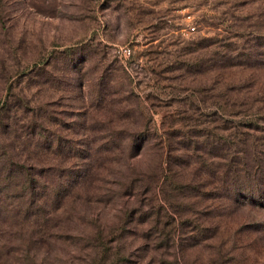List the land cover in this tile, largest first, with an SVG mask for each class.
<instances>
[{
    "label": "rangeland",
    "instance_id": "374dc122",
    "mask_svg": "<svg viewBox=\"0 0 264 264\" xmlns=\"http://www.w3.org/2000/svg\"><path fill=\"white\" fill-rule=\"evenodd\" d=\"M240 147L264 169V0H0V264L28 171L66 194L38 264H264Z\"/></svg>",
    "mask_w": 264,
    "mask_h": 264
},
{
    "label": "trees",
    "instance_id": "16d2710c",
    "mask_svg": "<svg viewBox=\"0 0 264 264\" xmlns=\"http://www.w3.org/2000/svg\"><path fill=\"white\" fill-rule=\"evenodd\" d=\"M255 151V149H252V155L251 157L249 156L253 164L247 163L245 160L247 151L240 147L236 152L237 156L234 157L232 162L231 175L228 176V174L223 172L222 177L219 175L218 177L219 181H221V189L225 193L224 196L228 195L226 197L233 200L238 199V197H245L246 203L264 207V169L258 166L254 157ZM24 176L25 185L20 194L19 205L10 213L14 217V225L16 226L13 233H17L16 235L18 236L25 233L28 239L27 242L13 243V245L19 244L14 248L13 253L17 256H15L13 261H15V264L20 262V260H22L23 264H38L30 250L34 251L36 247L45 243V235L51 233L50 228L54 226L51 221L55 219L56 211L59 210L64 202L66 194H63L58 199V204H54L56 197L60 193L57 184L52 185V188L47 190V192L39 193L35 190V184L38 183V179L29 171ZM226 183H230L228 189L226 188ZM22 250L24 251L23 255L20 253ZM25 252L26 258L24 257Z\"/></svg>",
    "mask_w": 264,
    "mask_h": 264
},
{
    "label": "built area",
    "instance_id": "2783aa9c",
    "mask_svg": "<svg viewBox=\"0 0 264 264\" xmlns=\"http://www.w3.org/2000/svg\"><path fill=\"white\" fill-rule=\"evenodd\" d=\"M190 29H193V26H190ZM122 53L128 54L129 53V48L128 47H123L121 49Z\"/></svg>",
    "mask_w": 264,
    "mask_h": 264
}]
</instances>
